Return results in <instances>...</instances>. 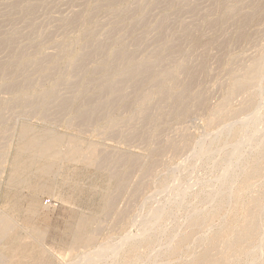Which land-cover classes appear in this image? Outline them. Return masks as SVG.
Returning <instances> with one entry per match:
<instances>
[{
	"label": "rangeland",
	"instance_id": "374dc122",
	"mask_svg": "<svg viewBox=\"0 0 264 264\" xmlns=\"http://www.w3.org/2000/svg\"><path fill=\"white\" fill-rule=\"evenodd\" d=\"M263 34L264 0H0V118L2 117L0 119V210L9 212L19 225L40 233L37 238H26L25 232L21 231V236L18 238H22L23 243L38 239L44 248L51 250L54 257H46L48 264L75 262L77 264L82 261L80 258L84 252V245L82 243L76 245L73 237L76 236L78 225L82 220L90 221L86 233L96 237L91 251L96 247L97 250L104 248L105 245L111 249L112 243L115 249L119 248V244H122V240L126 237L139 234V217L141 220L146 219L150 209L152 211L160 207L159 205H164L165 208L162 207L169 211L174 206L180 205L179 199L182 204L188 193H196L197 190L203 194H207V191L209 193L212 189L211 185L217 184L216 182L210 184L213 178L216 176L215 180L219 182L218 180L223 177V174L220 175L224 171L222 168L214 171V168L209 166L212 169L210 168L207 174L205 170L209 168H201L193 178L192 176L184 178L181 185L186 186L180 188L181 197L180 193L179 196L176 193L170 194L171 199L166 196L167 194H163L159 197L165 201L164 203L160 202V198L157 201V196L155 198L154 196L157 191H164L172 184L165 185L162 182L152 184L147 181L148 178L145 176L148 175L145 174L151 169L150 171H160L163 177L168 168L184 166L186 161L193 160L190 156L193 148L197 149L206 138L218 137L219 133L225 131L226 125L229 126L228 123L231 125L249 116L248 113L242 112V109L252 106L255 100L248 97L243 90L238 92L233 89L241 79H246V73H242L248 72V68H244L248 67V64L251 63L253 66L252 63L255 61L260 63L259 66L255 63L254 69L249 66L250 73H247V78L254 77V72L257 75L261 66L264 67L260 62L262 57L264 59ZM76 55H79V58ZM75 58L77 61L74 60ZM141 61L155 63L150 70L152 72L148 73L149 77L144 78L146 82L143 81L144 79L140 81L128 79L119 86L122 89H119V94L115 96L103 86L113 77L116 69L118 71L128 64ZM73 63L75 67H72ZM179 65L183 68L178 77L171 80L172 83L168 81L169 88L173 89H170L167 96L170 98L152 100L153 103H150L151 107L148 109H151L148 111L150 117H147L149 113L146 114V118L141 117L139 115L141 111L138 109L144 107L143 95L151 90L147 81L159 72L158 70L172 69ZM255 66L258 67V71ZM251 70H254L252 72L254 74ZM237 74L238 76L234 77ZM242 75L244 78H241ZM46 92L51 94L48 97L40 95ZM127 93L128 95H125ZM260 95L257 100L264 103V93ZM226 101L230 104L227 108H225L227 103L226 106L223 103ZM185 104L189 106L185 107ZM216 113L220 114L219 117ZM212 114H215L214 117ZM214 118L218 120L214 122ZM25 125L38 133L52 130L59 132L58 135L67 137L69 135L79 139L83 150H87L91 144L98 145V149H101L99 162L90 166L82 161H58L50 175L40 177L37 175V169L43 166L44 162H42L29 169L23 177L24 180L27 178L26 183H19L18 178L13 180V174L17 163L24 161V158H20L18 148L20 133ZM203 136L206 137L205 140ZM167 145L171 147L168 149ZM248 146V143L246 147L242 144L246 149L245 154L250 152L251 145ZM238 147L241 145L232 148L241 149ZM232 148L223 158L221 157L223 153L218 155V158L223 159L221 160L223 167H226L225 159L227 163L234 156ZM243 148L241 151L244 153ZM231 153L233 156H229ZM260 155L257 156L258 163L264 161L263 155L262 157ZM233 159L232 161L237 160L236 157ZM132 160L136 163L133 164ZM232 161L231 166L225 163L230 166L228 169L234 165L235 162ZM33 175L36 177L34 178ZM195 175L202 179L197 180L199 178ZM189 179L190 181L187 182ZM182 187L186 193L183 192ZM173 199L177 200V205L176 202L173 204ZM155 201L160 204H156ZM167 201L172 203L173 207ZM146 202H149L148 205L143 206ZM185 210L186 208H183L178 211L179 215L183 212L181 215L183 218L177 217V212L172 216L175 217L177 214L176 220L167 215L165 221L162 220L164 223H160V227L166 228V224H169L171 227L167 228L171 229L180 224L179 221H185ZM139 212L144 214L140 216ZM132 219H138V222L131 224ZM220 219L222 220L218 218L215 221L216 228L222 226L223 220ZM205 233H208L207 237L211 235L210 232ZM201 235L195 234L193 237L196 239ZM195 239L190 245L194 244ZM19 241L21 239L15 242ZM113 241H116L117 247H114ZM195 244L193 249L192 246L190 247L188 255L185 253L173 263L180 264L185 261L183 259L185 257L186 261H189L195 254L202 252V248L198 251L197 241ZM121 247L120 245L118 251H121ZM158 248V243L152 245V249ZM115 251L118 252L117 249ZM109 252L113 253L114 250H108L106 253ZM96 259L98 261L99 258ZM100 259L101 262L106 261ZM109 260H107L109 263L113 261L112 258Z\"/></svg>",
	"mask_w": 264,
	"mask_h": 264
},
{
	"label": "bare ground",
	"instance_id": "6f19581e",
	"mask_svg": "<svg viewBox=\"0 0 264 264\" xmlns=\"http://www.w3.org/2000/svg\"><path fill=\"white\" fill-rule=\"evenodd\" d=\"M243 9H244V7H243ZM257 12H259V10H257ZM124 13H125V10H124ZM224 21H226V20H224ZM244 33H246V31ZM87 35H89V34H87ZM187 35H188V33H187ZM3 43H4V41H3ZM100 44H102V43H100ZM119 44H120V42H119ZM127 46H128V44H127ZM97 48H99V47H97ZM2 49H3V46H2ZM93 52H95V50ZM33 54L34 53H32V55ZM18 55H19V53H18ZM76 56L79 58V55H76ZM103 56H105V55H103ZM103 56H101V57H103ZM168 56H169V54H168ZM260 56L261 55H259V58H260ZM71 57H72V55H71ZM87 57H89V56H87ZM166 57H167V55H166ZM76 58L74 59L75 61H77ZM259 58H257V60ZM239 59H241V58H239ZM262 59H263V57L261 58V60ZM69 60H70V58H69ZM233 60H237V59H233ZM261 60H260V62L262 64H264V62H262L264 59L262 61ZM75 61H73V62L76 63ZM67 62H68V60H67ZM239 62L240 61H237V63H239ZM74 63H73L72 67H75ZM255 63H257V65L260 64V63H258V61L257 62L255 61ZM255 63H252V64L255 65ZM153 64L155 65V63L153 61H141V62H138V63L128 64L124 69L120 68V69H118V71H116L117 70L116 69L115 72L113 73V77L112 78L110 77L111 79L110 80L108 79V81H107L108 83L106 82V85H103V86L106 87V89H108L111 92V95L115 96L116 94H119V91H120L119 89H122V87L120 88L119 86H121L122 83H124L126 80H128V79H138V81H140V79L143 80L145 77H149L148 73L150 72L151 68L153 67ZM250 65H251V63L248 64V67H244V68H248L247 70H248L249 73H250V71H249V66ZM26 66H27V64H26ZM195 67H196V65H195ZM255 67H257V66H255ZM262 67L263 66H261V70L259 71V73L257 72V75H255L256 72H254V70H251V73L252 72L255 73V74L252 73V74H254L253 75L254 77L251 76L252 78H250V76H249V78H247L246 75L248 76V74H247L248 72L244 71V73H242V74L246 73L245 74V78L246 79H241V81L238 82L240 80L239 79L237 81L238 84L235 85L236 87H235V89H233V90L238 91V92L243 90L245 92V94H247L248 97H250V98H252V99H254L256 101V102L254 101V104H251L252 106H250V107L247 106L246 108L242 109V112H246V113L249 114V116L247 118H245V119H243V120H241L239 122H235L233 124L231 123V125L228 123L229 126L227 127V125H226V128L224 127L225 131L222 129V131H224V132L223 133L221 132L222 134L219 133L218 137L216 136V137L208 138V139L205 137L206 138V140H205V138L203 136L205 141L201 142L198 145L197 149L193 148L195 150L192 149V152L190 151L191 152L190 156L193 157V160L189 159L188 161H186L185 165L183 164L184 166L168 168L167 169V173L166 174L164 173L165 175L163 177H161V175H163V174H161L160 171H157V170L150 171L151 169H149V168H151V167H149L148 168L149 170H147V172H149V173L146 172V174H145V172H144L145 175H148V176H145V177L148 178L147 181H150V183L152 182V184H157L158 182H162L165 185L170 184V183L172 184L171 187H168L164 191H157V193L155 194L154 198L157 196L156 199L158 201L159 200L158 198H160L159 196H162L163 194H167L166 196L167 197L169 196V198H170V194H172V193H176V195L179 196L181 186H183V185L186 186L185 184L181 185L182 180L184 178H186V177H191V176L193 178L194 174L197 173V171L199 169L208 167L209 168L208 170L205 168L206 169L205 170L206 171L205 174H207V172L210 170L211 167L214 168V171L215 170H217V171L221 170V168H222V171L223 170L224 171L221 172V173L219 172V173H220V175L223 174L222 175L223 177L219 175L220 177H222L221 179L218 178V179H220V180H218L219 182H217V180H215L216 176L213 178L214 180L212 179L213 181H211L210 184H212L213 182H216L217 184H215L214 186L211 185L212 189L209 191V193L207 191V194H203V193L199 192L198 190L196 191V193H190V194L188 193V194H186L185 198L183 197L185 201L183 200V202L181 204L180 199H179L178 204L180 203V205L179 206H174V207L172 205L175 202H176L175 204L177 205V200L176 199H173L174 202L171 201V202H173V204L171 203L172 205L170 204V202L168 203V201H167V203L173 207L171 209L169 208L170 209L169 211L164 209L165 208L164 205H162L164 208L161 205H159L160 207H157V208L153 209L152 211L150 209V213L148 211L149 208H147V211L149 213V215H148L149 217L148 216H146V217L144 216L146 218V219H144L143 216H142L143 220H141V218L139 217V222L137 221L138 219L137 220H133L134 219L133 218L132 221L130 222L131 224L138 222V224H139L138 228H139V231H140L139 234L135 235V236L131 235V236H128L125 239H123L122 240L123 241L122 244H119V248L117 247L118 245L117 246L115 245L116 241L115 242L113 241L114 245H115L114 247H117V248H115V249H117V251H118V249H120V245L122 246L121 247V251H118V252L115 251V249L113 248V243L111 242L113 240L112 238L116 239L117 236L116 237H112L111 238L112 240L110 239L111 241H109L112 244L111 243H109V244H111L110 245V246H112L111 249L114 250V252L113 253L109 252V254H107L106 252L108 250L110 251L111 249H110L109 246L105 245L106 243L104 244L105 245L104 248H100L102 251L99 248H98L99 250H97V247L95 248V250L91 251L93 246L95 245L96 237L93 236V234L91 235V234H87L86 233L87 228H88V226L90 224V221H88L87 219L86 220L84 219L81 222L79 221L80 223L78 222L79 225H78L77 232L75 234L76 236L73 237V238H75V244L76 245L81 244V243L84 245V247H83L84 248V252H83L82 258H80V259H82V261H81L82 264H174L176 259L181 258L182 255H184L185 253L187 254V252H189V249H190L191 246H192V249H193V245L195 244L196 241H197V244L199 245V250L198 251H200L201 248L203 249V251L198 253V254H195V255L193 254L194 256L189 261H186V259H187L186 257H185L186 259L183 258L185 261L180 263V264H264V161L262 163H258L257 162V161H259V160H257V156L259 154L263 155V157H264V103H262V101L257 100L258 96L260 94L264 93V67L263 68ZM182 68H183V66L179 65L178 67L172 68V69H164V70H161V71L158 70L159 72L156 71L157 73L154 76L152 75L153 77L151 76V78L149 80H148V78H146L148 80L147 81L148 85L151 86V90L148 93L143 95L145 104H143V103L142 104L144 105V107L141 110L137 108L139 111H141L140 114H139L141 117H145L146 118V116H147L146 114L149 113L148 111L151 110V109L150 110H148V109L151 107V106H149V105H151L150 103H153V102H151L152 100L153 101H154V99H158L159 100V99L165 98V97H166V99L170 98V96L169 97H167V96L170 93V89L171 90H173V89L169 88L170 86L168 85V83H169L168 81L171 82V80L173 81L174 78L178 77L177 75L181 72ZM196 68H198V67H196ZM184 69H183V71H184ZM253 69H254V67H253ZM258 70L259 69L257 67V71ZM233 72H234V70H233ZM238 72H240V70ZM227 74H228V72H227ZM17 76H18V74H17ZM73 76H74V74H73ZM236 76H238V74L235 75L234 77H236ZM237 78H239V77H237ZM241 78H244V75H242ZM192 80H193V78H192ZM143 81H145V79ZM21 83H22V81H21ZM15 84H16V82H15ZM64 84L65 83H63V85ZM223 84H224V82H223ZM234 84H231V85H234ZM222 85L220 84V86H222ZM131 86H133V84ZM227 86H229V85H227ZM12 87H14V86H12ZM173 87H174V82H173ZM217 88H218V86H217ZM84 89H86V86H85ZM28 90H29V87H28ZM89 90H90V88H89ZM229 90H230V88H229ZM10 91L12 92V90H10ZM103 91H105V90L103 89ZM145 91H146V89H145ZM76 92H77V90H76ZM230 93H231V90H230ZM50 94H51V92H46V93H43V94H40V95L48 97ZM100 94H101V92H100ZM236 94L238 95V93H236ZM125 95H128V93L125 94ZM187 95H189V94H187ZM229 96H231V95H229ZM39 99H41V98H39ZM126 99H127V97H126ZM63 100H65V99H63ZM99 100H101V99H99ZM229 101H231V100H229ZM229 101H226V102H223V103L225 104V103H227ZM33 103H34V101H33ZM140 104L141 103H139L138 106H140ZM224 104H222V105L224 106ZM228 105H230V104L227 103V106L225 104V106H226L225 108H227ZM105 106H106V104H105ZM130 106H131V104H130ZM184 106L185 107L189 106V104L188 105L185 104ZM26 107H28V106H26ZM167 107H168V105H167ZM61 108H62V106H61ZM221 108H222V106H221ZM57 109L59 110V107ZM181 109L183 110V108H181ZM155 110H157V109H155ZM61 111H62V109H61ZM152 111H153V109H152ZM222 111H223V109H222ZM228 111L230 112V110H227V112ZM46 112H48V111H46ZM138 112H137V114H138ZM26 114H27V112H26ZM214 115L212 114V117H214ZM219 115L217 117H219ZM223 115H224V113H223ZM224 116H226V114ZM80 117H82V116H80ZM147 117H150V113H149V116H147ZM221 118H222V116H221ZM221 118H220V120H221ZM86 119H87V117H86ZM94 119L95 118H93V120ZM215 120H218V118L217 119L214 118V122H215ZM82 122H84V121H82ZM209 123H210V121H209ZM111 124H112V122H111ZM116 124L117 123H115V125ZM30 125L32 126L31 123H30ZM18 127H19V125H18ZM112 127H114V126H112ZM11 129H12V127H11ZM20 130H19V132H20ZM44 130H45V128H44ZM57 133H59V132H57ZM57 133L53 132L52 130L38 133V132H35L34 129H32L29 126H26V125L23 126V128L21 130V133H20V139L21 140H20V145H19V148H18V153L20 155V158H24V161L20 162V163L18 162L17 166L14 168L13 180L18 178L19 183H21V182L22 183H24V182L26 183V179L27 178L24 180L23 177L26 175V173L29 171V169L34 167V166H38V164H40L42 162H44L43 166L41 168L37 169V175L40 176V177H43V176L46 177V176L50 175V173L53 170L54 165L58 161H67V162L68 161H82L85 164L90 165V166L97 164L99 151L101 150V149L100 150L98 149L99 148L98 145L91 144L88 147L87 150H83V145H82L81 141H79V139L77 140L76 138L69 137V135H68V137L66 135L65 136H61L62 135L61 133H60L61 135H58ZM211 134H209V136ZM12 135H13V133L11 134V137H12ZM136 137H137V135H136ZM200 141H202V140H200ZM194 142H196V141H194ZM197 142H199V141H197ZM187 143H186V145H188ZM247 143L249 144V146L251 145L250 147L248 146L250 152L248 154H245L246 153V149L243 148V147H244V144H245V147H246ZM197 144H195L196 147H197ZM242 144H243V147H242ZM240 145H241V147H238V148H241V149L243 148L244 151H245L244 153H243V151H241V149H237L236 148L237 150H235L234 148H232V147H235V146L237 147V146H240ZM167 147H168V145H167ZM169 147H171V146H169ZM169 147H168V149H169ZM184 147H185V143H184ZM187 148H190V147H187ZM230 148H232L231 150L233 152V155L237 159V160L235 159L237 161V163H236V161H232V159L235 158L232 155V153L229 154V156L232 155L233 158H231L229 160L230 162H227V163L230 164L231 161L235 162V163H234V165L231 168L228 169V167H230L231 164H230V166H227L228 164L226 163V159H225L224 165L227 168L223 167L221 160H223L222 158L224 156H226V154H227V152L229 151ZM250 148H251V150H250ZM220 153H223V156H221L222 158H218V155ZM113 158H114V156H113ZM120 158H117V159H120ZM227 158H230V157H227ZM136 160L138 161L140 159H136ZM263 160H264V158H263ZM131 162H133V164L136 163L135 160L134 161L132 160ZM138 165H140V163ZM209 166H211V167H209ZM143 169H141V170H143ZM211 172L213 173V170ZM118 174H120V173L118 172ZM144 174L142 173V175H144ZM199 175L201 176V174H199ZM214 175H216V173ZM212 176L213 175H211V177ZM35 177L36 176H34V178ZM205 177H206V175H205ZM110 178H112V177H110ZM113 178H115V177H113ZM196 178H199V177L196 176ZM202 178H204V177H202ZM202 178H199L197 180H200ZM208 178H209V175H208ZM143 179H141V180H143ZM141 180H140V182H141ZM191 180H193V179H191ZM189 181H190V179L187 182H189ZM142 182H144V181H142ZM139 185L140 184H138V186ZM144 185H146V184H144ZM132 186H133V184H132ZM182 188H183V192H184V187H182ZM133 189H135V188L133 187ZM190 190H194V188H192ZM132 191H134V190H132ZM185 191H187V190H185ZM184 193H186V192H184ZM166 196H165V199L167 198ZM180 197H181V193H180ZM157 201H155L156 204L159 203ZM160 202L164 203L165 201L164 200L162 201V199H161ZM108 203H109V201H108ZM148 203L149 202L144 203L143 206L144 205H148ZM150 203H152V202H150ZM110 204H111V202H110ZM114 204H115V202H114ZM124 206H125V204H124ZM152 206H151V208H152ZM142 207L140 209H142ZM183 208H186L185 214H184V220L185 221H183V220H181V222L179 221L180 224L183 221V224L180 225V224L177 223L178 225H175V227L173 226V228H171V229L167 228V227H171V225H169V224H166L167 225L166 228H162V226L160 227V225H161L160 223L162 222V220H164V218L167 215H170L172 217V216H174V214L176 212L178 214V211L182 210ZM167 209H168V207H167ZM147 211H145V212L147 213ZM141 212H143V210ZM122 213L123 212H121V214ZM141 214L142 213L139 212L140 216H141ZM177 214L175 215V217H172V218L175 219V218L181 216L183 214V212L180 215L178 214V216H177ZM111 215H112V213H111ZM83 218H85V217H83ZM218 218H222V220H223L221 228H216L215 227V226H217L215 224V221H217ZM166 220H168V219H166ZM175 220H173V221L175 222ZM174 222L172 223L173 225H174ZM162 223H164V222H162ZM167 223H169V222H167ZM218 224H219L218 226H220V223H218ZM135 226H136V224L134 225V227ZM106 230H108V229H106ZM21 231L25 232L26 238H32V237H36L37 238L40 235L39 232H35L34 230H31V229L23 227L22 225H19V223L9 214V212H7L5 210H0V264H48V261L46 262V257L47 256L48 257L49 256L54 257V255L52 254L53 252L51 253L50 252L51 250L49 251L48 248L47 249L44 248L40 244V241H38V239H36L35 241L24 242L23 243V239L22 238H18V236H21L20 235ZM206 231L210 232L211 235L207 237L208 233L206 234L205 233ZM203 233L206 234V235L204 236ZM195 234H200V235L203 234V235H201L200 237L197 236L198 238L196 237V239H195L193 237ZM20 239H21V241L15 242L16 240H20ZM119 239H121V238H119ZM193 239H195L196 241H194L193 245H190V242ZM154 243H158L159 244V248L157 250L156 249H152V245ZM192 243H193V241H192ZM102 244H101V246H102ZM194 246L196 247V244ZM103 250H105V252ZM194 250H195V248H194ZM106 256H107V258H104ZM108 257L112 258L113 261H111L110 263L107 262V260L110 261ZM96 258H99V259L102 258L104 260L106 259V261L105 262H101V261H99V259L97 261ZM102 259H100V260H102ZM173 261H174V263H173ZM81 262H77V264H79V263L81 264ZM74 264H76V262Z\"/></svg>",
	"mask_w": 264,
	"mask_h": 264
}]
</instances>
